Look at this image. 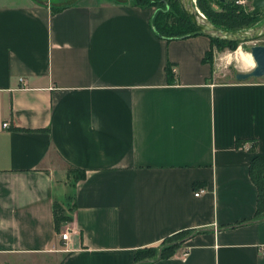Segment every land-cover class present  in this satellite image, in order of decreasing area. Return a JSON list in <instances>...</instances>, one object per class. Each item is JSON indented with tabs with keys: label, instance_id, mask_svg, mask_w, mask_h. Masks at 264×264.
<instances>
[{
	"label": "crops",
	"instance_id": "obj_1",
	"mask_svg": "<svg viewBox=\"0 0 264 264\" xmlns=\"http://www.w3.org/2000/svg\"><path fill=\"white\" fill-rule=\"evenodd\" d=\"M154 14L0 5V264H134L181 231L153 264H264V78L216 81L211 40L160 39Z\"/></svg>",
	"mask_w": 264,
	"mask_h": 264
},
{
	"label": "trees",
	"instance_id": "obj_2",
	"mask_svg": "<svg viewBox=\"0 0 264 264\" xmlns=\"http://www.w3.org/2000/svg\"><path fill=\"white\" fill-rule=\"evenodd\" d=\"M205 0H197V7L201 10L205 17L217 27H220L227 31H245L249 26L244 27V23L240 22L238 19L237 13L239 8L236 6H229L223 0H218L219 5L224 8H228L229 13V22L227 19L221 21V19L213 16L212 13L205 8ZM140 8H154L155 14L151 20V26L154 30V33L158 38L173 41V40H184L195 36H205L191 21V19L184 13L182 10L179 0H137L136 3L132 4ZM58 10V9H57ZM53 10L52 12H56ZM242 12V11H241ZM241 13H239L240 15ZM248 20L250 23H254L258 19V15H253L252 12L248 13ZM260 15V14H259ZM219 20V21H218ZM252 25V24H251ZM250 25L249 28L254 26ZM245 29V30H244ZM211 49L206 54L204 58V63H209L212 65L211 57L212 51L215 44H227L233 48L241 45L238 42H230L224 39L211 38ZM170 63L166 67L167 80L170 85H173L175 82V73H173ZM245 141H237V146H242ZM70 172L77 171L78 169L70 167ZM250 175L252 181L258 189V204L257 210L254 217V221H260L264 219V155L254 154L250 165ZM79 178H84V174H81ZM55 222H56V231L58 234H61V224L66 222H71L72 217L67 215L66 212L60 208L58 205H55L54 209ZM194 232L192 231H181L172 236L167 237L158 247H149L140 249L135 254V263L134 264H153L161 260H166L172 258L176 252L192 237Z\"/></svg>",
	"mask_w": 264,
	"mask_h": 264
},
{
	"label": "rangeland",
	"instance_id": "obj_3",
	"mask_svg": "<svg viewBox=\"0 0 264 264\" xmlns=\"http://www.w3.org/2000/svg\"><path fill=\"white\" fill-rule=\"evenodd\" d=\"M26 1L28 0H0V5L2 4L15 5L16 3H21V2L25 3ZM32 1L35 2L36 4L47 5L51 7V9L57 10L63 6L73 5V4L88 5V6L95 5V4H101L105 2H115V3H120V4H125V3L134 4L136 3L137 0H32ZM195 1H196V6H197V0ZM223 2L227 3L229 6L237 5L239 7L237 9H238V12L241 14L239 15V13H237L236 16H238V19H240L241 23H244V27L245 26L250 27L251 24L252 25L255 24L254 26L251 25L252 26L251 28L248 27L247 30L253 29L254 27L259 26L264 22V11L261 12L260 15H258V19L254 23H250L248 22V20H244L245 18H248L247 14L253 11V7H252L253 0H223ZM204 3H205L204 5L205 8L207 7L210 13L213 14V16L221 19V21H225L227 19V22H229L228 21L230 17L228 16L229 10L228 8H224L221 5H219L218 0H205ZM255 45H264V39L256 43L242 44L236 48H233L225 43L215 44L213 47L212 57H211V61L213 64V71H214V79L218 82H223L227 80H235L237 73L251 72L255 68V66L253 67L252 65L242 64L238 57H239V54L241 53H245L247 55L250 54V49ZM241 64L243 66H241ZM71 172L69 171V174ZM68 226H69L68 222L62 223L61 232H63Z\"/></svg>",
	"mask_w": 264,
	"mask_h": 264
},
{
	"label": "water",
	"instance_id": "obj_4",
	"mask_svg": "<svg viewBox=\"0 0 264 264\" xmlns=\"http://www.w3.org/2000/svg\"><path fill=\"white\" fill-rule=\"evenodd\" d=\"M179 3L184 13L206 37L238 42L241 45L260 42L264 39V22L247 31H227L211 23L198 9L195 0H179ZM252 7L253 15H259L264 11V0H253ZM250 54L255 68L248 73H237L236 80L239 82L264 78V45L253 46L250 49Z\"/></svg>",
	"mask_w": 264,
	"mask_h": 264
},
{
	"label": "bare ground",
	"instance_id": "obj_5",
	"mask_svg": "<svg viewBox=\"0 0 264 264\" xmlns=\"http://www.w3.org/2000/svg\"><path fill=\"white\" fill-rule=\"evenodd\" d=\"M239 52H240V50H239ZM242 52V51H241ZM238 56V55H237ZM239 60L241 61V63L242 64H245V65H252L253 67L255 66V63H254V61H253V58H252V56H250V54H245V53H241V54H239ZM235 61H236V59H235ZM241 64V66H243ZM244 68V67H243Z\"/></svg>",
	"mask_w": 264,
	"mask_h": 264
},
{
	"label": "built area",
	"instance_id": "obj_6",
	"mask_svg": "<svg viewBox=\"0 0 264 264\" xmlns=\"http://www.w3.org/2000/svg\"><path fill=\"white\" fill-rule=\"evenodd\" d=\"M172 70H173V73H175V69L172 68ZM3 126H4V128H8V127H9L8 124H4ZM201 192H202V191H201ZM199 195H200V193L197 194V196H199ZM60 236H61V239H62L63 241H65V242L69 240V234H68V233H63V234H61ZM260 252L262 253V255H264V248H261V249H260Z\"/></svg>",
	"mask_w": 264,
	"mask_h": 264
}]
</instances>
